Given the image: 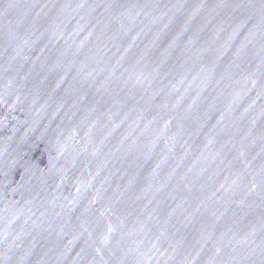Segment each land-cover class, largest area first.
Returning a JSON list of instances; mask_svg holds the SVG:
<instances>
[{"label":"water","instance_id":"water-1","mask_svg":"<svg viewBox=\"0 0 264 264\" xmlns=\"http://www.w3.org/2000/svg\"><path fill=\"white\" fill-rule=\"evenodd\" d=\"M0 264H264V0H0Z\"/></svg>","mask_w":264,"mask_h":264}]
</instances>
